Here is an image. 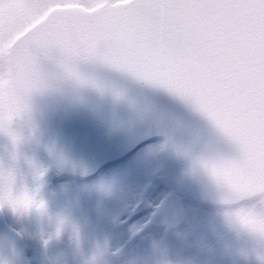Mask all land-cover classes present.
I'll return each instance as SVG.
<instances>
[{"label":"snow or ice","instance_id":"6c2138e0","mask_svg":"<svg viewBox=\"0 0 264 264\" xmlns=\"http://www.w3.org/2000/svg\"><path fill=\"white\" fill-rule=\"evenodd\" d=\"M105 37L112 38L110 44L119 38L141 70L152 71L158 62L159 84L191 94L234 147L236 154L229 158L241 163L247 177L264 181V0H0V85L12 82L0 89V96L19 95L17 73L42 46L75 41L83 48ZM141 41L149 46L139 48ZM134 119L140 121L142 114ZM110 125L114 131H125L130 146L170 134L155 117L135 123L113 117ZM6 126L7 116L0 132ZM12 146L11 168L0 164V212L19 215L12 193L19 196L27 189L20 190L21 150L14 137ZM165 147L161 142L148 144L146 151L156 156ZM68 163L61 158L62 167ZM29 164L41 181L47 169ZM88 171L80 166L81 175ZM99 187L113 190L110 185ZM261 196L264 193H255L254 180L237 206L257 205ZM36 206L45 205L39 201Z\"/></svg>","mask_w":264,"mask_h":264},{"label":"water","instance_id":"95a60500","mask_svg":"<svg viewBox=\"0 0 264 264\" xmlns=\"http://www.w3.org/2000/svg\"><path fill=\"white\" fill-rule=\"evenodd\" d=\"M110 41L111 37H105L83 48L80 46L82 42L52 41L40 49L46 51L50 47L69 48L90 57L88 70L112 88L124 91L128 98L127 104H114L110 99L86 92L84 95L87 99L74 103L69 91L67 98H57L39 105L44 116L37 122L38 144L32 147L50 166L45 176V186L57 174L76 182L87 181L94 178L100 170L121 162L139 147L150 142L160 143L162 136H154L130 146L123 129L112 130L110 124L113 117L128 120L135 109H147L151 118L155 117L165 125L172 124L182 129L176 132L178 142L188 143L192 139L201 138L202 144L210 143L224 155L236 154L234 147L225 141L221 132L193 106L187 94H178L159 84L158 62H155L152 71L141 70L128 58L130 49L127 46L121 47L119 38L111 44ZM105 48L109 51L105 52ZM139 48L144 47L139 45ZM44 69L50 76L57 74L53 64L46 62ZM162 157L165 161V178L162 181L167 178L172 191L161 202L157 214L150 218L153 228L174 230L181 225V199L217 208L211 192L183 179L185 163L182 160L171 153H162ZM61 158L69 161L67 166H61ZM73 165L76 170H73ZM80 166L89 170L88 175H81ZM250 187L241 184L238 194H246ZM148 209L149 205L143 199L134 209L133 215ZM10 244V234L0 213V255Z\"/></svg>","mask_w":264,"mask_h":264},{"label":"rangeland","instance_id":"374dc122","mask_svg":"<svg viewBox=\"0 0 264 264\" xmlns=\"http://www.w3.org/2000/svg\"><path fill=\"white\" fill-rule=\"evenodd\" d=\"M146 148L130 160L126 159L120 165L103 171L94 181L73 186L71 182L51 180L49 188L45 190L55 202L47 207L48 215L43 219H38L35 215L17 218L11 212L9 217L14 222L13 226L21 228L23 237L33 247L29 252L31 257L33 255V258H37L38 253L44 251L46 254L42 257L48 264H87L93 258L95 264H157L163 250L171 264H256L254 256L244 261L237 255L240 249L252 247L249 242L237 240L225 230L219 223L217 213L201 211L191 206L188 200H182L185 212L184 226L178 231V228L174 230L175 246L171 242L162 243L160 233H149L140 240L127 244L133 232L147 223L149 213L125 222L120 229L115 228L113 217L121 204L127 210L132 209L140 200L142 189L149 183L148 173L155 170L160 154L148 155ZM27 156V162L47 169L41 159L32 160L30 155ZM21 177L20 190L24 191L26 188L29 192H36L39 187L37 198L40 199V181L36 179L33 168L22 167ZM101 184L112 186L114 194L106 195L99 187ZM80 193H85L83 199L86 208L80 209L78 215L75 212V216H71L68 227L58 240L52 239L49 242L51 248L57 246L59 250L53 253L47 251L43 242L55 232L56 217L63 218L59 212L71 211L72 203H78ZM148 194L147 200L151 205L150 210L153 211L164 191L156 189ZM69 200L72 203L68 204ZM72 224L79 231L78 244L73 238ZM82 240H85V243ZM34 263L45 264L42 260Z\"/></svg>","mask_w":264,"mask_h":264},{"label":"clouds","instance_id":"9594fccd","mask_svg":"<svg viewBox=\"0 0 264 264\" xmlns=\"http://www.w3.org/2000/svg\"><path fill=\"white\" fill-rule=\"evenodd\" d=\"M140 46L148 47L149 45L141 41ZM46 62L55 66L57 74L54 77L45 72ZM89 63L90 57L79 54L75 49L50 47L46 51L39 50L31 53L27 62L21 65L17 73L16 87L19 95L0 96V108L7 109L6 112L0 111V122H3L7 116L6 130L0 132V135L7 137L11 144L14 137L20 145V150L26 146L37 145V122L44 116V113L39 110V105L57 98H67L69 91L74 103L87 99L84 93L93 92L99 98L110 99L114 104H127V94L112 88L93 75L87 68ZM4 86L11 87V80H6L4 85H0V89ZM187 98L200 111L199 106L193 102L195 98L191 94ZM136 113L142 114L140 121L134 119ZM203 115L206 117L204 113ZM130 119L134 122H142L151 119V114L147 109H135ZM162 126L170 133L168 136H162L161 143L166 145L163 153H171L185 163L182 171L183 179L211 192V198L217 206L220 225L237 240H244L252 245L250 249H240L237 255L244 261L254 256L256 264H261V258H264V196H261L258 204L252 207L237 205L243 198L238 194L241 184L252 186L255 180V193L259 195L264 193V181L247 177L244 167L238 160L230 159L210 143L202 144L201 138L181 143L176 138V132L182 129L172 124L162 123ZM38 193L39 191H27L17 196L13 192L14 202L20 208V212L19 215L12 213L17 218L26 215H35L38 219L46 217L48 209L45 202L37 198ZM105 193L106 195L114 194L113 191ZM39 201L44 202L43 208L36 206ZM55 225V232L44 240V245L45 241L48 245L52 239H59L68 227V222L63 218H56ZM71 228L73 238L78 244L79 241L77 242L76 239L78 229L75 225ZM160 257L157 264H171L167 260L165 251L161 250ZM93 259H90L87 264H92ZM11 262L12 260L7 256L0 255V264H11Z\"/></svg>","mask_w":264,"mask_h":264},{"label":"flooded vegetation","instance_id":"af4514ba","mask_svg":"<svg viewBox=\"0 0 264 264\" xmlns=\"http://www.w3.org/2000/svg\"><path fill=\"white\" fill-rule=\"evenodd\" d=\"M125 1H128V0H121V2H125ZM146 147L147 146H145L143 148H146ZM143 148L139 149L133 156H135ZM13 151H14L13 146H12L11 142L8 140V138L5 137V136H3V135H0V164H3L5 167L11 166L13 164V161H12V158H11V154L13 153ZM27 155H30V158L32 160L37 159V155L34 152V150L32 149V147L31 146H26L24 149L21 150L22 167H26V166L29 167L30 166L29 162H27V160H28V158H27L28 156ZM127 164H128V166L130 165L129 163H127ZM160 164L161 163L159 162V160H157V164H156L155 170L152 171V172H149L148 173L149 175L147 174L148 176H150L149 178H152V179H151V181H149L148 185H146V187L144 189H142L141 194H140V198L143 195L145 196V198H147V195H149L148 193L149 192H152V191H155L156 189H161V190L164 191V194L161 196V198L158 199V205H157L156 209L153 210V211H151V210L149 211V214H148V217H147L148 219H149V216L151 214H153V213L156 212V210H157V208L159 206V203L162 200V198L165 197L166 195H168L171 192V189L169 187L168 181L166 179L164 181H162L164 179V173H163V170L160 169ZM55 179L56 180L59 179L60 181L65 182V183L66 182H70V181H67V180H64V179H60V178H55ZM71 183H73L72 184L73 186H75V185L76 186H79V185L84 184V183L77 184V183H74V182H71ZM49 186H50V184H49ZM81 194H82V196H81ZM84 194L85 193H80L79 194L80 195V197H79L80 199L77 200L78 201L77 204L72 203L69 200L68 204L70 202L73 204V207H71L72 208L71 211L68 210V212H66V213L59 212V213H61V216L67 222H70L69 220L71 219V216H75V214H76L75 212H77V215H78V213L80 212V209H85L86 208V207H84L86 205L84 203L85 200L83 199L84 198ZM39 196H40V199L45 202V204H46L47 207H49V205H52V203L55 202L54 198H52V196L48 195V193L45 192V191L44 192L41 191V193L39 194ZM80 200H82V201H80ZM180 202H181L182 209H183V203H184V201L181 200ZM65 204L68 205L67 202ZM189 204L191 206L195 207V208L200 209L201 211H206V212H209V213H212V214H216L217 211H218V210L208 209L207 207H203V206H201L199 204L198 205L197 204H192L190 202H189ZM121 206L125 208V206L123 204H121L120 207ZM150 209H151V205H150ZM131 210L132 209L127 210L129 212V214H130ZM10 214H11V211H8V210H5L2 213L3 218H4V221H5V224L7 226V229L11 233V237H12V245H11V248L5 250V252L3 253V255L4 256H7L10 260L14 261L15 264H36L34 262L37 261V263H39V261H41V260L45 263V261H44V259L42 257L44 254H46V252H44V251L39 252L38 255H37V258H33V255L31 257V254H29V252L31 251V249H33V247H32L31 244H29L26 241L25 237H23L24 234L21 231V228H19V227L16 228V227L13 226V223L14 222L12 221L11 217H9ZM126 214H127V212H126ZM118 215H119V212L117 211V212H115V215L113 217V223H114L115 226L117 225V219H118V217H120ZM142 215H144V214H142ZM142 215H140V217ZM81 216H83V215L81 214ZM182 217H183V219H182V225L177 229V231L179 229H182L183 226H184V218H185V212H184V210H183V213H182ZM56 218H58V217H56ZM148 219H147V221H148ZM120 220H121L120 221V227L123 226L125 222L129 221L126 218L120 219ZM137 231L133 232V234L129 238L132 239L135 236H137L138 235L137 234ZM140 233H142V235H145V234L148 235L149 233H160L161 234L160 241L162 243L169 242V240L171 238H173L175 240V236L173 234L174 231L168 232L166 230H161V231H155L154 232V231H152L150 229H146L145 230V228H144ZM130 239L127 240V244L128 243H131ZM56 240H58V239H56ZM82 242L85 243V240H82ZM46 248H47V251L50 250V252H52V253L55 252V250L56 251L59 250V249L57 250V246L54 247V248H51V245H49V244L46 246ZM14 253L15 254H18V255H14ZM45 264H48V263H45Z\"/></svg>","mask_w":264,"mask_h":264},{"label":"trees","instance_id":"16d2710c","mask_svg":"<svg viewBox=\"0 0 264 264\" xmlns=\"http://www.w3.org/2000/svg\"><path fill=\"white\" fill-rule=\"evenodd\" d=\"M174 244H175V242H174ZM174 244H173V245H174ZM174 246H175V245H174Z\"/></svg>","mask_w":264,"mask_h":264}]
</instances>
